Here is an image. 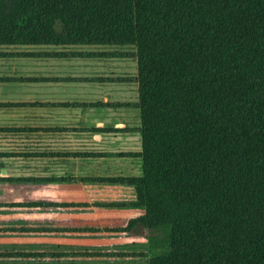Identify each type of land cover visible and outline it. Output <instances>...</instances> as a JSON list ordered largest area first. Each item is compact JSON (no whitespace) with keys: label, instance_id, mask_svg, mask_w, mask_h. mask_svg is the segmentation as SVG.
Returning a JSON list of instances; mask_svg holds the SVG:
<instances>
[{"label":"trees","instance_id":"1","mask_svg":"<svg viewBox=\"0 0 264 264\" xmlns=\"http://www.w3.org/2000/svg\"><path fill=\"white\" fill-rule=\"evenodd\" d=\"M165 2L198 14L146 26L95 11L135 0H0V43L132 44L140 30L191 32L202 39L192 52L205 56L208 98L176 103L209 106L205 123L140 126V149L120 152L137 155L139 171L103 176L131 185L139 212L124 227H147L146 250L7 249L0 264H264V0Z\"/></svg>","mask_w":264,"mask_h":264},{"label":"crops","instance_id":"2","mask_svg":"<svg viewBox=\"0 0 264 264\" xmlns=\"http://www.w3.org/2000/svg\"><path fill=\"white\" fill-rule=\"evenodd\" d=\"M144 32L132 44L0 43V188L11 187L0 196V251L146 250L147 227H124L139 212L131 185L103 176L138 172V156L120 152L140 149L139 127L190 123L194 104L176 101L196 99L189 57L180 66L185 53L159 51ZM184 32L181 46L201 48Z\"/></svg>","mask_w":264,"mask_h":264},{"label":"rangeland","instance_id":"3","mask_svg":"<svg viewBox=\"0 0 264 264\" xmlns=\"http://www.w3.org/2000/svg\"><path fill=\"white\" fill-rule=\"evenodd\" d=\"M107 1H115V0H107ZM133 1V0H131ZM137 1V5H133L132 8H124L119 10H112L109 11L111 8L109 6H101L97 7L95 11L98 13H105V14H112L113 11H118L119 13H126L128 15H132L134 18H137L139 23L143 25H179L180 23H189L191 20V11L188 10H181L180 8H174L173 6H169L171 4H163L166 3L165 1H171V0H135ZM146 3V5L144 4ZM150 31L144 32L142 34L143 38H146L148 41V44L156 45L157 49L159 51H187L184 57H179L180 60V66L187 68L182 62V59H185L189 57V60H191V63L189 62L188 70L185 72L191 73V75H194L193 80H189V87L193 89V98L196 99L195 101H202L204 97H206L207 93V83L200 79L198 76L203 75L206 70V61L205 58L202 57V55H199L197 53H194L192 51L196 50L198 48L199 43H197V46H195L196 41L192 39L191 42H188L186 46H181L183 43L187 42V38H190V34L187 32H179L177 35L169 29L161 28L159 29V34L157 35V39H159L156 43H153V39L155 38L151 34V29H148ZM169 31V32H168ZM163 32V34H162ZM187 37V38H186ZM162 40V43L160 45L158 42ZM176 42L179 44L176 45ZM181 44V45H180ZM152 50H154L152 48ZM184 53V52H183ZM187 55V56H186ZM181 71L183 69L179 68ZM185 81V80H183ZM184 86V90H186V82L182 84ZM188 87V89H189ZM189 89V93H190ZM183 93L179 94L182 95ZM193 105V104H192ZM194 108L196 109L194 114L192 116H189L187 119L190 123H205L208 119V109L206 107H203L201 103H194ZM187 122V121H186ZM11 193V187L10 186H2L0 188V196L1 195H9ZM146 240V239H145Z\"/></svg>","mask_w":264,"mask_h":264}]
</instances>
